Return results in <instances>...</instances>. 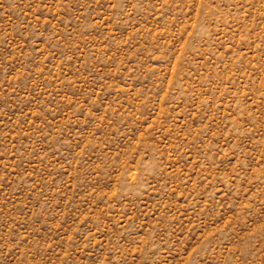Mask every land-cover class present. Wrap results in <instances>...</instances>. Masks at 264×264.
<instances>
[{
	"label": "rangeland",
	"instance_id": "obj_1",
	"mask_svg": "<svg viewBox=\"0 0 264 264\" xmlns=\"http://www.w3.org/2000/svg\"><path fill=\"white\" fill-rule=\"evenodd\" d=\"M0 264H264V0H0Z\"/></svg>",
	"mask_w": 264,
	"mask_h": 264
}]
</instances>
